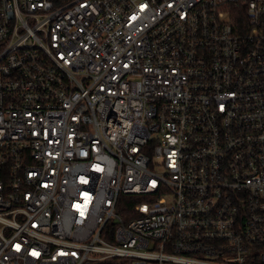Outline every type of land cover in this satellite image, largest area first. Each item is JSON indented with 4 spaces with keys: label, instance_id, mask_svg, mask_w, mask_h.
Masks as SVG:
<instances>
[{
    "label": "built area",
    "instance_id": "built-area-1",
    "mask_svg": "<svg viewBox=\"0 0 264 264\" xmlns=\"http://www.w3.org/2000/svg\"><path fill=\"white\" fill-rule=\"evenodd\" d=\"M0 264H264V0H0Z\"/></svg>",
    "mask_w": 264,
    "mask_h": 264
}]
</instances>
